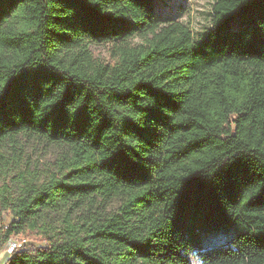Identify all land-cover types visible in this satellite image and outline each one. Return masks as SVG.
I'll return each instance as SVG.
<instances>
[{
    "label": "trees",
    "instance_id": "16d2710c",
    "mask_svg": "<svg viewBox=\"0 0 264 264\" xmlns=\"http://www.w3.org/2000/svg\"><path fill=\"white\" fill-rule=\"evenodd\" d=\"M155 4L0 0V166L20 134L60 147L0 189V245L63 216L4 264H264V0H215L199 40Z\"/></svg>",
    "mask_w": 264,
    "mask_h": 264
},
{
    "label": "rangeland",
    "instance_id": "374dc122",
    "mask_svg": "<svg viewBox=\"0 0 264 264\" xmlns=\"http://www.w3.org/2000/svg\"><path fill=\"white\" fill-rule=\"evenodd\" d=\"M214 2L215 0H156L155 11L183 22L190 27L194 38L199 40L211 28ZM90 49L100 62L104 64L115 62L111 43H92ZM1 147L8 163L0 166V189H4L7 194L15 195L19 192L21 177L29 180L36 177V181H40L41 184L57 170L56 162L60 147L56 144L20 134L17 136V142L1 141ZM96 203L102 210L110 212L117 209L121 200L115 197L102 204V198L97 196ZM81 213L79 209L73 210V218H77ZM43 215L44 219L40 220L37 227L25 226L22 232L14 234L6 243L0 245V264H4L12 253L11 245L16 249L22 245L32 248L49 243L50 233L45 229L48 226L41 225H44V221L46 225L47 223L54 225L60 222L63 216L58 211H46ZM12 219L10 211L3 209L0 205V231L7 227ZM195 264L201 263L196 261Z\"/></svg>",
    "mask_w": 264,
    "mask_h": 264
},
{
    "label": "built area",
    "instance_id": "2783aa9c",
    "mask_svg": "<svg viewBox=\"0 0 264 264\" xmlns=\"http://www.w3.org/2000/svg\"><path fill=\"white\" fill-rule=\"evenodd\" d=\"M10 245H11V244H10ZM14 248H15V246H12V245H11V247H10V251H13Z\"/></svg>",
    "mask_w": 264,
    "mask_h": 264
}]
</instances>
